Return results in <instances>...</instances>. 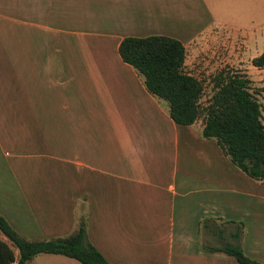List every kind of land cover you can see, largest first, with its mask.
Masks as SVG:
<instances>
[{"label":"crops","instance_id":"obj_1","mask_svg":"<svg viewBox=\"0 0 264 264\" xmlns=\"http://www.w3.org/2000/svg\"><path fill=\"white\" fill-rule=\"evenodd\" d=\"M216 6L0 0V216L10 228L62 237L81 218L109 264H238L208 249L227 243L264 263V181L202 138L199 121L174 123L117 51L127 36L175 38L196 76L187 52L202 38L212 50ZM26 264L80 263L41 253Z\"/></svg>","mask_w":264,"mask_h":264},{"label":"trees","instance_id":"obj_2","mask_svg":"<svg viewBox=\"0 0 264 264\" xmlns=\"http://www.w3.org/2000/svg\"><path fill=\"white\" fill-rule=\"evenodd\" d=\"M117 51L137 72L152 96L164 101L167 113L178 125L201 124L202 138L213 140L222 154L255 181H264V124L261 104L244 74L218 75L211 92L200 102L203 83L183 70L185 49L180 41L164 35L127 36ZM264 67V50L250 59ZM238 264H264L248 257L237 244L217 248ZM41 253L59 254L80 264H109L85 237L80 218L76 228L62 237L29 240L18 235L0 216V264H26Z\"/></svg>","mask_w":264,"mask_h":264},{"label":"rangeland","instance_id":"obj_3","mask_svg":"<svg viewBox=\"0 0 264 264\" xmlns=\"http://www.w3.org/2000/svg\"><path fill=\"white\" fill-rule=\"evenodd\" d=\"M214 4L218 6L213 13L217 24L212 25L216 36L210 45L212 50L203 44L204 38L197 39L186 56L187 62L196 63L194 73L203 83L200 102L209 95L218 75L244 74L261 104L264 124V67L250 64V59L264 50V0H214Z\"/></svg>","mask_w":264,"mask_h":264}]
</instances>
